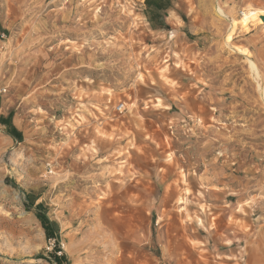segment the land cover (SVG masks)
I'll use <instances>...</instances> for the list:
<instances>
[{
    "label": "rangeland",
    "instance_id": "1",
    "mask_svg": "<svg viewBox=\"0 0 264 264\" xmlns=\"http://www.w3.org/2000/svg\"><path fill=\"white\" fill-rule=\"evenodd\" d=\"M246 4L0 0V264H264Z\"/></svg>",
    "mask_w": 264,
    "mask_h": 264
},
{
    "label": "bare ground",
    "instance_id": "2",
    "mask_svg": "<svg viewBox=\"0 0 264 264\" xmlns=\"http://www.w3.org/2000/svg\"><path fill=\"white\" fill-rule=\"evenodd\" d=\"M247 5V4H246ZM245 5V8H244V11L240 14L241 15V18L238 19V21H236V19L232 18V17H229V16H225V14H223L227 19L228 23L230 24V28L231 30L237 26V25H241V27H244V29L246 28L245 26L247 24H252V22H256L257 25L259 26H263L264 27V22L261 20V17L264 16V10H261L260 9H255V8H252L254 6H250V5ZM222 13V12H221ZM256 25V26H257ZM252 26V25H251ZM255 26V25H254ZM227 34V33H226ZM229 34V33H228ZM226 38V36L224 37V39ZM232 39V35L229 34L226 38V42H227V45L229 44V42L231 41ZM246 55V54H245ZM246 58V57H245ZM247 60V59H246ZM261 92L262 94L264 95V89L262 91L261 89ZM182 201V200H181ZM33 260H31L32 262Z\"/></svg>",
    "mask_w": 264,
    "mask_h": 264
},
{
    "label": "built area",
    "instance_id": "3",
    "mask_svg": "<svg viewBox=\"0 0 264 264\" xmlns=\"http://www.w3.org/2000/svg\"><path fill=\"white\" fill-rule=\"evenodd\" d=\"M4 88H2L1 86H0V94L1 93H3L4 92ZM122 110V105H119V106H117L116 108H115V111L116 112H120Z\"/></svg>",
    "mask_w": 264,
    "mask_h": 264
},
{
    "label": "water",
    "instance_id": "4",
    "mask_svg": "<svg viewBox=\"0 0 264 264\" xmlns=\"http://www.w3.org/2000/svg\"><path fill=\"white\" fill-rule=\"evenodd\" d=\"M261 20L264 22V16H263V17H261Z\"/></svg>",
    "mask_w": 264,
    "mask_h": 264
}]
</instances>
